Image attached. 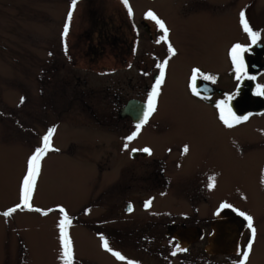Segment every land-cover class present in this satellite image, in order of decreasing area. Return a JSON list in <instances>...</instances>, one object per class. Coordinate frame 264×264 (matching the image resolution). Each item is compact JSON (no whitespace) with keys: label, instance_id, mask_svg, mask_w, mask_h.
Listing matches in <instances>:
<instances>
[{"label":"flooded vegetation","instance_id":"af4514ba","mask_svg":"<svg viewBox=\"0 0 264 264\" xmlns=\"http://www.w3.org/2000/svg\"><path fill=\"white\" fill-rule=\"evenodd\" d=\"M114 1L119 5L117 9L122 10L123 14L119 17L124 20L125 28L129 27L128 7L132 10L131 14L137 13L139 8L136 10V2H147L128 0L126 7L122 0ZM251 2H246L241 12L252 30ZM148 3L149 5H139V26H135L138 37L130 44L121 45L109 44L111 40L106 32L111 25V18L103 1L78 0L74 9V20L79 15L81 20L88 21L86 29L89 32L81 36L84 47L77 54L87 64L83 68L90 66L91 58L94 63L95 52H104L107 59L102 55L104 59L97 62L103 73L106 70L108 73H117L116 70L121 69H127L136 77H143L148 73L147 82L142 87L136 85L137 93L124 98L117 109H74V115L66 120L68 122L74 119V126L89 128L94 132V147L103 148L105 162L104 170L97 173L99 176L95 173L91 180L92 186L94 180L98 182L101 191L92 198L87 193L83 204L79 205L81 208L74 212V226H81L103 250H106L103 247L104 240L108 241L114 252L120 253L123 249L128 256L124 260L106 250L109 259L116 264H256V254L264 246V202L256 206L258 214H255L228 197L221 196L215 163L204 162L197 165L195 162L191 168H185V161L190 153V149L184 151L186 143L173 141L162 147L159 155H155L153 148L146 142L141 143L137 137L147 125H153L156 132H166L173 127L169 109L160 111L158 107L160 87L155 100V111L147 122H143L148 98L156 81L160 79L161 68L158 65L167 61L163 81L169 74L178 76L179 92L175 87L174 92L180 94V99L175 96L180 104L190 103L197 115L202 114L204 107L207 108L215 126L202 130L222 136L221 144L229 145L231 156L228 158V165L234 157L238 158L250 151L253 153L252 158L263 160L264 133L259 140L247 138L246 135L253 125H264L261 123L264 121V106L245 109L242 114L231 109L237 117L247 119H242L239 123L232 122L233 126L228 127L220 119V109L216 105L222 100L228 104L239 96L240 88H246V84L252 81V90L247 95L264 99V94H258L264 92L258 81V78H264V42L259 39L253 42L249 33L243 30L240 8L235 7L230 16H224L222 9L232 3L236 4L235 0H151ZM67 5L70 7L72 0L67 1ZM149 11L164 21L168 29L166 41L161 39L164 33L156 22L147 17ZM100 13H104L105 18L98 15ZM106 16L110 18L109 21ZM91 19L96 20L91 23ZM121 25L118 27L121 28ZM63 27L64 24L60 32L64 31ZM252 31L255 32L254 28ZM191 32L198 37L199 44H207L206 35L211 37L207 45L213 57L207 58V52L204 53L202 47L200 49L198 45H192L191 37L187 38ZM182 33H185V38H182ZM141 39L150 43L149 50L142 46ZM169 44L175 50L174 55L169 51ZM236 44L247 49L242 54L245 71L240 73L239 79L231 58V50ZM114 46L117 47L111 51ZM74 47L77 48L73 43V50ZM217 51L220 58H217ZM77 57L74 52L73 65L78 61ZM143 57L148 59L144 60ZM257 65L261 66L258 68ZM195 69H199L196 73V90L199 95H194L190 87ZM201 74L213 76L215 83L204 80ZM220 81L234 82L231 90L225 91L220 87ZM202 83L214 89L213 92H202ZM164 94L171 95L167 89ZM73 95L77 97L84 93ZM103 95L119 94L105 92ZM128 102L133 106L125 108ZM185 111L175 109L178 118ZM57 117L61 118L60 110ZM248 121L253 122L247 123ZM90 122H95L100 127L91 126ZM137 125H140L139 130ZM54 133L55 131L52 135ZM108 137L111 138L110 141H106ZM129 137L133 139L129 140ZM144 148L150 149L151 154L144 152ZM171 153L179 158L171 159ZM92 155L93 153L86 162L91 160ZM200 166H205L206 170L200 172ZM87 175L89 173L85 176ZM210 184L213 185L211 188ZM90 201L96 205L90 206ZM224 204L230 207H221ZM95 206H101V213L98 215L94 214ZM240 213L252 217L254 236L245 216ZM182 231H187L186 235L179 236ZM211 243H215V246H211ZM249 244L251 250L248 248ZM245 252H248L246 261Z\"/></svg>","mask_w":264,"mask_h":264},{"label":"rangeland","instance_id":"374dc122","mask_svg":"<svg viewBox=\"0 0 264 264\" xmlns=\"http://www.w3.org/2000/svg\"><path fill=\"white\" fill-rule=\"evenodd\" d=\"M67 1L71 0H0V264H65L60 230V221L65 214L71 220V224L66 225V231L72 242V264H116L87 231L81 226H74V212L81 208L87 193L92 198L101 191L98 182L94 180L92 186L91 180L95 173L104 170L105 162L103 148L94 147V132L74 126V119L66 120L74 115V109H117L124 98L137 93L136 85L142 87L147 82L148 73L143 77H136L127 69L116 70L117 73L106 70L103 73L97 62L102 61L103 56L107 59L104 52H95L94 63L91 58L90 66L83 68L87 64L77 54L84 47L81 36L89 32L86 29L88 21L81 20L79 15L74 20V10L69 21L71 6L67 5ZM99 1H103L111 18L106 32L111 40L109 44L134 42L138 37L135 26H139V5H149L151 0L140 1V4L136 2L138 7L135 8L139 9L130 15L131 23L127 20V24L125 20L129 26L126 28L124 20L119 17L123 13L117 9L118 3L114 0ZM235 1L236 4L222 9L224 16H230L235 7L241 12L246 2L252 1L250 15L253 28L259 34L257 40L264 42V0ZM98 15L105 18L104 13ZM66 23L68 34L64 36V31L60 32V29L62 24L64 29ZM119 24H122L121 28ZM175 32L178 33L177 30ZM189 37L192 45H198L204 53L207 52V58L213 57L207 45L211 39L209 35L205 36L207 44H199L198 37L192 32ZM182 38H185V33H182ZM73 43L77 46L74 50ZM140 43L149 50L148 41L141 39ZM116 47H111V51ZM74 52L78 59L75 66ZM220 57L217 51V58ZM179 79L169 74L160 86L158 107L160 111L169 109L173 127L166 132H156L153 125H147L140 131L138 140L148 143L155 155H159L161 148L173 141L186 143L190 153L185 168H191L195 162L197 165L215 163L221 196L258 214L256 206L264 202V159L252 158L250 151L234 157L228 165L231 156L229 145L221 144L222 136L202 130L215 126L207 108L204 107L202 114L197 115L190 103L182 105L175 97L177 92H174V87L179 92ZM258 81L264 90V78H258ZM219 83L225 91H230L234 82ZM166 89L171 95L164 94ZM105 92L119 95H103ZM73 93L84 95L74 97ZM177 97L180 99V94ZM175 109L186 111L179 119ZM57 110H60V119ZM90 125L100 127L95 122H90ZM50 129H55L50 138L51 150L40 161L30 208L19 207L5 217V211L22 204V185L29 158L38 147H43V138ZM263 133L264 125L256 124L246 136L259 140ZM110 140V137L106 139ZM91 153V160L86 162ZM169 157L179 158L174 153ZM198 170L203 172L206 167L200 166ZM88 204L96 205L92 201ZM95 207L94 214L98 215L101 206ZM61 208L64 212L60 211ZM121 251L123 257H128L123 249ZM256 264H264V246L256 254Z\"/></svg>","mask_w":264,"mask_h":264},{"label":"snow or ice","instance_id":"6c2138e0","mask_svg":"<svg viewBox=\"0 0 264 264\" xmlns=\"http://www.w3.org/2000/svg\"><path fill=\"white\" fill-rule=\"evenodd\" d=\"M78 0H72V5H71V10L69 11L68 14V20L70 21L72 18V10L75 9L76 4H77ZM122 2L125 4L126 7H128V0H122ZM129 10V14L131 15V8L128 7ZM147 17L154 20L156 22V24L159 26V28L163 31L164 35L161 37L162 40H167L168 37V29L165 26V23L163 20L159 19L153 12L149 11L147 13ZM241 24L243 26V30L247 33H249V35L252 37L253 42H255V40L258 37V33H255L251 30V28L249 27V23L248 21L245 19V15L243 12H241ZM64 36H67L68 34V24H65V28H64ZM247 49H245L243 46H241L240 44H236L232 50H231V58L233 61V64L235 65V70L237 73V78L239 79V75L240 73L245 71V65H244V60H243V53L246 51ZM169 51L174 55L175 54V50L172 48V46L169 44ZM167 61L164 62V64L162 65H158V67L161 68V72H160V79H158L156 81V85L152 90V94L149 96L148 98V108L147 111L144 114V121L143 122H147L148 117L152 114L153 111H155V100H156V96L159 94V87L160 84L163 83V78H164V65H166ZM199 72V69H195L193 72V76L191 79V89L194 95H199L200 93L196 90V73ZM202 78L206 81H211L212 83H215V78L213 76L210 75H205V74H201ZM258 94H264V92L258 93ZM231 99V98H229ZM216 107L218 109H220V119L228 126V127H232L233 123H239L241 122V120H246L247 117H237L232 111L231 108L228 107V104L226 103V101H220ZM140 125H137V129L139 130ZM55 131V129H50L48 135H46L43 138V147H38L34 154L29 158L28 161V170H27V174L24 178L23 181V185H22V204L21 205H17L16 207L9 209L7 211H5L3 213V215L5 217L12 215V213H14L17 208L19 207H28L30 208L29 205V201L31 198V194L35 185V179L36 176L39 173V169H40V161L42 160L43 156L46 154L47 151L51 150L50 149V138L52 133ZM129 140L133 139V137H129ZM127 146V145H126ZM188 149L187 147H185L184 151L186 152ZM144 152L151 154V150L148 148H144L143 149ZM213 185L210 184L209 187L211 188ZM150 203V202H149ZM148 205L146 204V207ZM221 207H230V205L224 204ZM31 210V209H30ZM37 211H39L38 209H36ZM61 212H64V209H60ZM241 215L245 216V219L248 221V226L249 228H252V217L251 216H247L244 213H240ZM71 224V220L68 218L67 214L64 215V218L60 221V230H61V241H62V257L65 261V264H72V260H73V255H72V242L70 240V238L68 237L67 231H66V225H70ZM252 233L253 236L255 235V229L252 228ZM103 247L108 250L109 252H112V254L117 257L120 260H124V257L119 253V252H114L110 247H109V243L107 240L103 241ZM249 250H251V244H249L248 246ZM175 254V253H173ZM248 258V252L244 253V260L246 261Z\"/></svg>","mask_w":264,"mask_h":264},{"label":"water","instance_id":"95a60500","mask_svg":"<svg viewBox=\"0 0 264 264\" xmlns=\"http://www.w3.org/2000/svg\"><path fill=\"white\" fill-rule=\"evenodd\" d=\"M257 47H261L262 45H255ZM257 64V63H256ZM261 65H257L259 68ZM252 82L247 83V87L240 88L239 89V96L235 98L234 100L230 101L228 103V107H230L232 110L237 111L239 113H243L245 109H253L258 108L261 106H264V99L263 98H251L250 95H247V93H250L252 90ZM201 85V84H200ZM204 85V86H203ZM202 92L204 93H210L213 92L214 89H212L209 85L202 83ZM130 106H133L132 103L128 102L124 106L125 108H128ZM187 231H182L179 236H183ZM186 235V234H185ZM211 246H215V243H211Z\"/></svg>","mask_w":264,"mask_h":264}]
</instances>
